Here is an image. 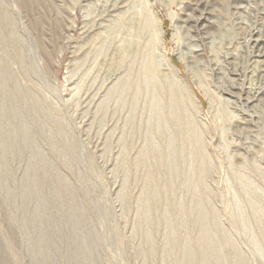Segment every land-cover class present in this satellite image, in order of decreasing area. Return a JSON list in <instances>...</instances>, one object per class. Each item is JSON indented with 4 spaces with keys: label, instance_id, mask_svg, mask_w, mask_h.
Masks as SVG:
<instances>
[{
    "label": "rangeland",
    "instance_id": "374dc122",
    "mask_svg": "<svg viewBox=\"0 0 264 264\" xmlns=\"http://www.w3.org/2000/svg\"><path fill=\"white\" fill-rule=\"evenodd\" d=\"M0 264H264V0H0Z\"/></svg>",
    "mask_w": 264,
    "mask_h": 264
},
{
    "label": "bare ground",
    "instance_id": "6f19581e",
    "mask_svg": "<svg viewBox=\"0 0 264 264\" xmlns=\"http://www.w3.org/2000/svg\"><path fill=\"white\" fill-rule=\"evenodd\" d=\"M163 36H164L163 29L161 28V25H159V27H158V37L160 39V44H159L158 49L160 51V56H161V59L163 61L167 62L168 64H171V62L169 61V58L166 56L165 51H164ZM198 53H199V55H201V50H196L195 51V54H198ZM181 79L183 80V82H185L184 78H181Z\"/></svg>",
    "mask_w": 264,
    "mask_h": 264
}]
</instances>
